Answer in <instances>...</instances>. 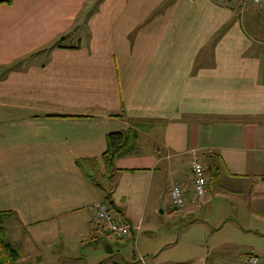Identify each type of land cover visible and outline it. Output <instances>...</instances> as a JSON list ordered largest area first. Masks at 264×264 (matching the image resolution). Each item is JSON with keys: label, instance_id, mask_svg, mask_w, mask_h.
Instances as JSON below:
<instances>
[{"label": "crops", "instance_id": "crops-1", "mask_svg": "<svg viewBox=\"0 0 264 264\" xmlns=\"http://www.w3.org/2000/svg\"><path fill=\"white\" fill-rule=\"evenodd\" d=\"M114 131L134 138L106 168ZM263 174L264 0L0 3V216L14 223V264H243L239 235L264 233ZM100 200L132 226L123 241L178 234L161 245L173 257L114 250L90 210Z\"/></svg>", "mask_w": 264, "mask_h": 264}, {"label": "built area", "instance_id": "built-area-1", "mask_svg": "<svg viewBox=\"0 0 264 264\" xmlns=\"http://www.w3.org/2000/svg\"><path fill=\"white\" fill-rule=\"evenodd\" d=\"M241 1L247 5L258 6L261 0H221L222 3H231ZM190 171L193 180L192 184V200L196 203L200 202L207 193V177L203 164L194 159L190 164ZM170 204L174 209H180L185 205L186 197L183 189L179 185H173L169 191ZM90 210L98 225L106 228L112 235L117 238H127L132 233V226L125 220L120 219L114 209L104 200L95 201L90 206ZM138 261L144 263L143 256H138ZM243 264H264L261 259L251 249L243 259Z\"/></svg>", "mask_w": 264, "mask_h": 264}, {"label": "rangeland", "instance_id": "rangeland-1", "mask_svg": "<svg viewBox=\"0 0 264 264\" xmlns=\"http://www.w3.org/2000/svg\"><path fill=\"white\" fill-rule=\"evenodd\" d=\"M70 41V40H69ZM93 180L96 182H101L103 180L102 176L98 172L93 173L92 176ZM160 211V210H158ZM167 213L163 214L162 212L157 213V218L159 221V224L161 223V226H164L162 222H164L166 218ZM5 218L0 216V226L4 227L6 229V233H8V229H13V222H5ZM6 223V224H5ZM177 225V224H176ZM9 226V227H8ZM8 230V231H7ZM162 231V227H160L156 233L158 234H137L134 239H128V241H123L124 239H118L115 236H109L108 238L112 241V245L114 250L119 249L121 252L124 253V255L130 256L131 252H135L138 256H144L146 253L151 254H157L156 260H166L168 257H173L170 255L171 250L170 249H162L161 245L164 244V241L169 239L170 237H173V241H176L178 239V234H159ZM108 235V234H107ZM132 235V234H131ZM128 238V237H127ZM182 238H179V241ZM178 241V240H177ZM238 245H239V252L245 253L246 251H250L251 249L256 253L261 259H264V233L262 234H244L239 235L237 238ZM143 250L140 251L139 250ZM161 250V251H160ZM172 252H175L172 250ZM227 253H229V249L226 250ZM144 253V255L142 254ZM223 253V254H212L211 257H221L220 255H225L224 259L229 260L230 254L233 253V251L230 250V253ZM149 255V254H146ZM145 255V256H146ZM159 255V256H158ZM233 255V254H232ZM120 258V257H118ZM210 260V259H209ZM211 262V261H210ZM14 264V263H13Z\"/></svg>", "mask_w": 264, "mask_h": 264}, {"label": "trees", "instance_id": "trees-1", "mask_svg": "<svg viewBox=\"0 0 264 264\" xmlns=\"http://www.w3.org/2000/svg\"><path fill=\"white\" fill-rule=\"evenodd\" d=\"M1 2L10 3L12 0H0V3ZM133 138L134 134L132 132L114 131L107 134L106 150L102 155L106 168H110L115 159L124 154ZM79 163H81V161H78V164ZM87 176H89V174H87ZM108 204L111 206V203L108 202ZM19 257L20 251L16 245L8 239L6 229L0 226V264H13Z\"/></svg>", "mask_w": 264, "mask_h": 264}]
</instances>
